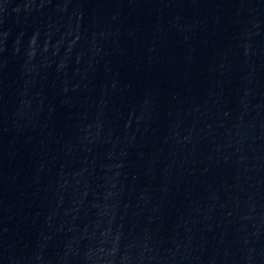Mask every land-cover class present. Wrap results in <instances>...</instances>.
Here are the masks:
<instances>
[{
    "label": "water",
    "instance_id": "water-1",
    "mask_svg": "<svg viewBox=\"0 0 264 264\" xmlns=\"http://www.w3.org/2000/svg\"><path fill=\"white\" fill-rule=\"evenodd\" d=\"M0 264H264V0H0Z\"/></svg>",
    "mask_w": 264,
    "mask_h": 264
}]
</instances>
